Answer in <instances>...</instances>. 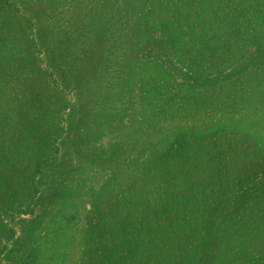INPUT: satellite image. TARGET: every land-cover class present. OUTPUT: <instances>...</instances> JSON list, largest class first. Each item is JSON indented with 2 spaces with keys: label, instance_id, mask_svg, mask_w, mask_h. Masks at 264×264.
I'll list each match as a JSON object with an SVG mask.
<instances>
[{
  "label": "rangeland",
  "instance_id": "obj_1",
  "mask_svg": "<svg viewBox=\"0 0 264 264\" xmlns=\"http://www.w3.org/2000/svg\"><path fill=\"white\" fill-rule=\"evenodd\" d=\"M0 264H264V0H0Z\"/></svg>",
  "mask_w": 264,
  "mask_h": 264
}]
</instances>
